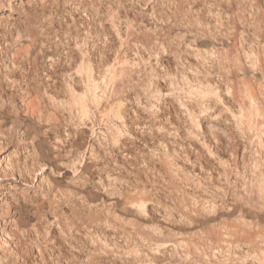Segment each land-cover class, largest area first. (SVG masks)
<instances>
[{"label": "clouds", "instance_id": "1", "mask_svg": "<svg viewBox=\"0 0 264 264\" xmlns=\"http://www.w3.org/2000/svg\"><path fill=\"white\" fill-rule=\"evenodd\" d=\"M0 264H264V0H0Z\"/></svg>", "mask_w": 264, "mask_h": 264}]
</instances>
